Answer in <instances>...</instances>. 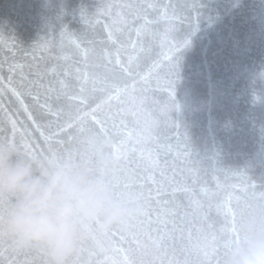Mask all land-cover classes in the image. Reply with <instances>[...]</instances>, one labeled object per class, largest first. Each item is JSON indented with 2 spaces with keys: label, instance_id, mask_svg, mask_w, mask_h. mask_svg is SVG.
<instances>
[{
  "label": "water",
  "instance_id": "water-1",
  "mask_svg": "<svg viewBox=\"0 0 264 264\" xmlns=\"http://www.w3.org/2000/svg\"><path fill=\"white\" fill-rule=\"evenodd\" d=\"M89 132L143 214L67 264H219L264 192V0H0V136L39 160ZM0 264L47 261L2 236Z\"/></svg>",
  "mask_w": 264,
  "mask_h": 264
},
{
  "label": "clouds",
  "instance_id": "clouds-1",
  "mask_svg": "<svg viewBox=\"0 0 264 264\" xmlns=\"http://www.w3.org/2000/svg\"><path fill=\"white\" fill-rule=\"evenodd\" d=\"M116 170L108 140L94 132L79 152L39 160L0 141V234L47 264H67L85 239L126 230L143 214L140 194L131 180L118 185ZM219 264H264V200L242 201Z\"/></svg>",
  "mask_w": 264,
  "mask_h": 264
},
{
  "label": "snow or ice",
  "instance_id": "snow-or-ice-1",
  "mask_svg": "<svg viewBox=\"0 0 264 264\" xmlns=\"http://www.w3.org/2000/svg\"><path fill=\"white\" fill-rule=\"evenodd\" d=\"M180 50V49H179ZM178 50V51H179ZM175 57H173V59H174ZM176 64H175V68L173 69V72L175 73V70H176ZM0 141H6V142H8V143H10V144H13L14 146H16V147H18V145H16V143H15V139H14V137H3V136H0ZM24 151H25V153L26 154H28L27 153V146H24ZM256 186L255 185H253V188H255ZM253 198H256V199H261V200H264V192H262V193H260L259 195H256V196H254ZM3 235L2 234H0V237H2ZM205 255H207V253H205Z\"/></svg>",
  "mask_w": 264,
  "mask_h": 264
}]
</instances>
